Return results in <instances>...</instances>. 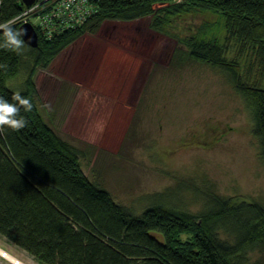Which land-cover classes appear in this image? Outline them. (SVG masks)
<instances>
[{
  "label": "rangeland",
  "instance_id": "rangeland-1",
  "mask_svg": "<svg viewBox=\"0 0 264 264\" xmlns=\"http://www.w3.org/2000/svg\"><path fill=\"white\" fill-rule=\"evenodd\" d=\"M156 16L107 19L48 66H37L34 97L42 116L85 153L84 172L137 212L149 195L166 190L170 203L197 212L203 199L195 188L207 185L236 201L264 200V158L249 102L220 67L193 60L170 65L191 37L213 40L238 64L243 81L263 87L264 61L230 34L218 11L178 13L167 32L153 26ZM31 21L36 25L35 17ZM27 78L23 69L8 85L20 91ZM0 249L11 256H0V264H45L3 236Z\"/></svg>",
  "mask_w": 264,
  "mask_h": 264
},
{
  "label": "trees",
  "instance_id": "trees-1",
  "mask_svg": "<svg viewBox=\"0 0 264 264\" xmlns=\"http://www.w3.org/2000/svg\"><path fill=\"white\" fill-rule=\"evenodd\" d=\"M172 1L98 0V11L85 23L52 38L36 26L38 46L25 43L19 52L5 46L0 29V96L18 103L13 93L19 92L33 104L27 111L21 105L25 127L0 126V236L45 264H264V200L236 201L207 185L195 188L203 199L197 212L170 203V190L149 195L148 205L137 212L84 172L80 157L85 153L56 133L35 101L37 66H48L77 38L97 33L107 19L156 13L153 26L167 32L174 15L212 9L224 17L230 34L264 61V0ZM158 2L172 3L156 9ZM26 7L23 0H0V22ZM186 43L189 49L178 51L171 67L193 60L226 71L253 109V132L264 158V87L243 81L238 64L227 60L213 40L191 37ZM23 69L28 78L17 91L8 80Z\"/></svg>",
  "mask_w": 264,
  "mask_h": 264
},
{
  "label": "built area",
  "instance_id": "built-area-1",
  "mask_svg": "<svg viewBox=\"0 0 264 264\" xmlns=\"http://www.w3.org/2000/svg\"><path fill=\"white\" fill-rule=\"evenodd\" d=\"M97 11L98 0H37L12 20L20 22L29 18L31 21L35 17L34 25L40 28L44 37L52 38L66 29L82 25Z\"/></svg>",
  "mask_w": 264,
  "mask_h": 264
},
{
  "label": "clouds",
  "instance_id": "clouds-1",
  "mask_svg": "<svg viewBox=\"0 0 264 264\" xmlns=\"http://www.w3.org/2000/svg\"><path fill=\"white\" fill-rule=\"evenodd\" d=\"M0 29L3 30L2 35L5 46L18 52L21 51L26 43L23 39L25 30L15 27V20L12 19L0 22ZM13 100L18 101V103L0 96V126L8 125L18 130L25 127L28 123L27 119L20 114L21 105L25 106V111H27L33 107V104L29 98L22 96L19 92L13 93ZM0 256L6 259L10 258L9 253L6 251H0ZM13 264H21V262L16 260L13 261Z\"/></svg>",
  "mask_w": 264,
  "mask_h": 264
},
{
  "label": "water",
  "instance_id": "water-1",
  "mask_svg": "<svg viewBox=\"0 0 264 264\" xmlns=\"http://www.w3.org/2000/svg\"><path fill=\"white\" fill-rule=\"evenodd\" d=\"M36 0H23L26 6L32 5ZM19 29L25 30L23 34V39L25 42L33 47L39 44V33L35 25L31 21H24L20 24Z\"/></svg>",
  "mask_w": 264,
  "mask_h": 264
},
{
  "label": "crops",
  "instance_id": "crops-1",
  "mask_svg": "<svg viewBox=\"0 0 264 264\" xmlns=\"http://www.w3.org/2000/svg\"><path fill=\"white\" fill-rule=\"evenodd\" d=\"M8 242H9V241H8ZM9 244L12 245V246H14V247L16 248V250H18L21 254H23V255L26 257V255H25L24 252L28 253L27 251H25L24 249L18 247V246L15 245L14 243L9 242ZM28 254H29V253H28ZM30 255H31V254H30Z\"/></svg>",
  "mask_w": 264,
  "mask_h": 264
},
{
  "label": "bare ground",
  "instance_id": "bare-ground-1",
  "mask_svg": "<svg viewBox=\"0 0 264 264\" xmlns=\"http://www.w3.org/2000/svg\"><path fill=\"white\" fill-rule=\"evenodd\" d=\"M5 250V249H4ZM0 251H2L1 249H0ZM11 257V256H10ZM16 260V259H15ZM20 262H21V264H26L25 262H23L22 260H20V259H18Z\"/></svg>",
  "mask_w": 264,
  "mask_h": 264
}]
</instances>
